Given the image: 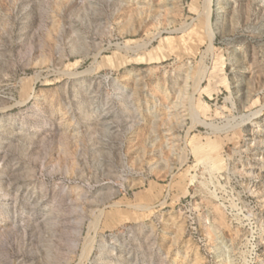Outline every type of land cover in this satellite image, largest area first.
Listing matches in <instances>:
<instances>
[{"label": "rangeland", "instance_id": "obj_1", "mask_svg": "<svg viewBox=\"0 0 264 264\" xmlns=\"http://www.w3.org/2000/svg\"><path fill=\"white\" fill-rule=\"evenodd\" d=\"M0 264H264V0H0Z\"/></svg>", "mask_w": 264, "mask_h": 264}, {"label": "bare ground", "instance_id": "obj_2", "mask_svg": "<svg viewBox=\"0 0 264 264\" xmlns=\"http://www.w3.org/2000/svg\"><path fill=\"white\" fill-rule=\"evenodd\" d=\"M190 109H191V107H190ZM259 111H257L256 113H254V114H252V116L253 115H255V114H257ZM193 114H194V112H193ZM194 117L195 118H198V116H197V114H194ZM199 119V118H198ZM194 121H196V120H194ZM202 125H204L205 127H210V124H208V123H206V122H204V121H199ZM224 128V127H223ZM233 128V127H232ZM217 129V128H216ZM215 129V130H216ZM220 130V129H219Z\"/></svg>", "mask_w": 264, "mask_h": 264}]
</instances>
